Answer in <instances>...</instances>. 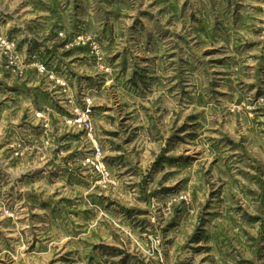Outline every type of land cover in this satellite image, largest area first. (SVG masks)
<instances>
[{"label":"rangeland","instance_id":"1","mask_svg":"<svg viewBox=\"0 0 264 264\" xmlns=\"http://www.w3.org/2000/svg\"><path fill=\"white\" fill-rule=\"evenodd\" d=\"M0 264H264V0H0Z\"/></svg>","mask_w":264,"mask_h":264},{"label":"built area","instance_id":"2","mask_svg":"<svg viewBox=\"0 0 264 264\" xmlns=\"http://www.w3.org/2000/svg\"><path fill=\"white\" fill-rule=\"evenodd\" d=\"M36 115H37V117H41L42 116V112H37ZM101 153H102L101 147L97 146L96 147V154L99 155Z\"/></svg>","mask_w":264,"mask_h":264}]
</instances>
